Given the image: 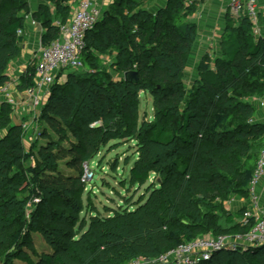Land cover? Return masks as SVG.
Listing matches in <instances>:
<instances>
[{"label": "trees", "instance_id": "1", "mask_svg": "<svg viewBox=\"0 0 264 264\" xmlns=\"http://www.w3.org/2000/svg\"><path fill=\"white\" fill-rule=\"evenodd\" d=\"M17 7H26V2L0 0V85L7 79L4 73L7 63L19 53L17 30L23 27L24 16L16 14ZM179 10L180 7L172 5L152 15L139 9L127 17L125 24L121 23L123 33L114 29L110 33L103 31L101 27L105 25L100 21L89 31L82 58L89 63L95 61L88 40L101 31L105 40L100 46L110 44L117 49L116 67L124 69V73L137 71L139 80L137 83L124 79L113 81L111 85L116 89L109 94L100 80H93L96 88L90 89L87 82L71 72L67 83L79 88L82 101L70 102L50 95L42 112L48 128L62 137H68L67 131L80 132L77 140L68 145L57 142L49 132L39 133L43 136V141L39 142V154H48L49 164H41L42 172L35 180L45 193L35 215L47 226L53 247L34 258L28 252L31 243L20 242L16 253L10 257L5 247L11 240L0 241V264H16L12 258L25 264H113L117 256L113 254L115 249L120 253V263L128 261L129 253L154 257L181 241L201 235L204 225L198 224L197 220L201 217L210 222L207 211L201 212V204L207 206L205 200L210 193H220L230 188L234 180H243L236 193L247 195L258 151H249L245 137L247 139L252 134L263 140L264 125L232 123L238 114L245 118L254 114V105L238 99L239 96L244 97L246 93L260 97L264 94V45L253 42V37H245L244 48L236 37L225 31L221 37L226 46L224 63L212 70L200 67L198 74H202L201 77L185 94L182 69L192 25L186 24ZM238 20L241 29L253 36L248 19L241 17ZM41 22L45 26L41 41L46 45L57 37L58 29L47 21ZM137 37L141 41H135L133 51L124 42ZM132 62H135L134 69L128 67ZM143 74L148 80L142 81ZM33 79L34 67H29L20 78L19 88L33 86ZM233 84L242 89L238 97L234 94L235 87L233 93H228ZM140 92H149L153 96L154 117L149 121L144 119L138 128L136 98ZM85 98L89 100H83ZM110 98L116 107L114 113L109 117L101 115V124L90 126L86 118L96 115L94 112L105 113ZM0 112L6 114L10 109L6 105ZM7 116L0 115V130L7 127ZM131 122L134 125L130 130L127 126ZM8 128L11 129L9 134L0 138V206L6 207L0 209V221L9 224L10 232L16 229L18 220L23 219L24 210L14 201L10 193L13 179L6 175L8 166H17L21 159L17 131L13 126ZM128 137L137 140L139 149V155L129 170L130 182L142 185L149 179L150 172H154L156 179L150 194L134 208L111 209V214L106 217L98 212L91 214L89 226L80 233L85 220H80L77 229L75 225L82 207L81 196L87 188L83 181L85 163L109 140ZM9 138L15 143L11 144ZM155 146L162 149L156 150ZM184 150L186 152L181 154ZM242 159V171H239L237 165ZM58 161L63 162L69 171H63ZM17 177L20 173L13 178ZM182 216L196 223H189ZM33 224L28 234L42 231ZM177 239H180L178 243L175 242ZM222 254L228 256L224 261L220 259ZM243 256L252 261L240 260ZM203 263L264 264V244L243 251L215 252L199 264Z\"/></svg>", "mask_w": 264, "mask_h": 264}, {"label": "rangeland", "instance_id": "2", "mask_svg": "<svg viewBox=\"0 0 264 264\" xmlns=\"http://www.w3.org/2000/svg\"><path fill=\"white\" fill-rule=\"evenodd\" d=\"M26 2V7L16 8V14L23 15L24 17H36L39 21H47L49 25H54L55 20L67 21L73 11L74 5L71 0H19ZM17 0V2H19ZM211 2L200 3L188 7V11L185 14V22L187 25H192L189 28L190 44L188 46L184 66L182 69V83L183 92H187L192 88V84L198 77L200 67L202 69H214L216 65L224 63L225 58V44L222 42V35L225 31H229L236 41H238L242 47L245 48V37H253V42H260L264 45V16L259 18V24L262 27V32L260 35L251 36L249 33L241 29V22L235 17H232L230 13L223 12V18L221 15L216 13L211 7ZM139 7V4L135 0H111L107 5L101 6V14L98 19L103 23L101 29L103 31H108L110 33L114 31L124 32L122 24L127 22V17L135 12V8ZM141 20L143 17L141 16ZM97 21V22H98ZM120 25V26H119ZM133 38V37H132ZM130 38L129 41L124 43L128 48L135 51V41L139 42V38ZM131 39L134 41H131ZM138 46V44H136ZM88 48H86L87 50ZM135 56V55H134ZM132 56V57H134ZM83 64V69L89 68V63L86 59L81 57ZM198 65H197V64ZM191 65V68H190ZM128 67L135 68V62H132ZM96 71H91L84 73L82 68L76 69L73 72L75 76L81 77L80 79L87 82L90 89L96 88L92 83L93 80H100L103 85L108 89V93H113L116 86L111 85L113 81H119L124 79V69L116 66H110L108 64L101 67H95ZM66 74L64 80L56 82L53 84L49 91L40 97L39 103L36 106H31L28 109L22 110L18 109V105H14V99L12 96H4L3 105L0 106V110L4 106H8L10 112L0 115H8L7 117V127L0 130V138L7 136L11 129L8 127H15L17 134L19 136V143L21 146V159L17 166L10 165L6 170V175L8 179H13V189L10 193L14 197V201L18 202L19 205L23 207L24 217L22 220H18L17 227L14 231L8 232V223L0 221V241L6 242L11 240L10 244H7L5 251L9 253L11 257L16 253L17 245L20 242L31 243L32 248H28V252L35 258L41 252L51 250L53 245L49 242L52 235L49 234L46 225L42 224L40 218L36 216L37 207L41 203V198L43 197V191L36 185L35 180L42 172V166L49 164L48 154H39V142L43 141V136H39L40 132H49L57 142L68 145L70 141L77 140V136L80 132L72 133L67 131L68 137H62L59 133H55L50 130L43 119V108L46 102L49 100L50 95L54 99H64L67 101L75 102L76 100L82 101L80 99V90L73 83H67ZM148 80L147 75L143 74L142 81ZM8 79L5 80L3 84H6ZM1 85V88L3 87ZM238 97L239 92L242 90L240 86L233 84L229 88L228 93H233ZM19 87L15 86L11 88L12 92H18ZM102 93V92H101ZM241 93V92H240ZM242 94V93H241ZM249 94V93H248ZM7 95V94H4ZM245 96H239L238 99H245L252 101L255 94H244ZM258 97V96H257ZM137 105V121L136 127H141L143 120H152L154 117L153 113V96L149 92H140L136 98ZM83 100H89L88 98ZM85 103V102H84ZM84 105V104H82ZM115 104L113 98L109 99L108 105L105 107L104 112H94L96 115L88 116L86 119L90 122V126L94 124H101V115H106L109 117L111 113H114ZM251 116L245 118L242 115L236 117L232 124H241L244 122H250ZM221 122V120H220ZM134 123H128L127 128L133 129ZM68 130V129H67ZM141 130V129H140ZM10 143H15L13 138H9ZM132 137L128 138H115L107 142L99 148L98 152L91 156L85 163V166L94 172V177L88 183L87 188L83 191L82 207L78 213V221L75 228H78L80 220H85V225L80 231H84L89 226V216L98 212L100 216H108L111 214V209H126L134 208L140 202H143L150 194V188L153 186V182L156 179V174L150 172L149 179L142 185L130 182L129 170L133 166L134 161L139 155V149ZM247 146L250 147V152L256 153L261 146V139L257 136L250 134L247 139ZM154 149L160 150L162 148L155 146ZM186 151H181L183 154ZM186 155V154H185ZM243 159L238 163L237 169L242 171ZM60 168L63 171H69V169L64 166L63 162H59ZM20 173V177L13 178L16 174ZM248 179V177H246ZM243 180H234L230 188H225L220 193H210L209 198L205 200L204 204H201V212L207 211L206 215L210 222L203 220L201 217L197 220V223L204 225V230L201 235H227L229 237H234L238 234H244L247 228L241 225L240 215L237 214L238 209L236 206L232 205V199L235 195L237 189L242 187ZM7 186V185H6ZM10 187V185H8ZM45 196V195H44ZM73 198V197H72ZM70 197L71 202H74V198ZM198 199V197H197ZM200 201H203L200 199ZM204 203V202H203ZM1 205V203H0ZM6 208L5 205L0 206V209ZM182 218L189 223H196L187 219L185 216ZM182 219V221H183ZM230 219V220H229ZM184 221V222H185ZM34 223V224H33ZM38 225L41 230H35L28 234L29 227L31 225ZM37 227V226H36ZM177 239L175 242H179ZM24 249L26 246L22 245ZM113 254H116V259L113 260V264H130L135 260H149L150 264H158L153 262L156 258L149 257L145 255H134L133 253L128 254V261L124 263L121 262L120 253L115 249ZM4 257V256H3ZM228 256L222 254L220 259L222 261L226 260ZM240 260H245L247 262L252 261L248 256H243L239 258ZM16 264H25L19 260H14ZM155 261V260H154ZM199 264V263H198ZM204 264V263H203Z\"/></svg>", "mask_w": 264, "mask_h": 264}, {"label": "built area", "instance_id": "3", "mask_svg": "<svg viewBox=\"0 0 264 264\" xmlns=\"http://www.w3.org/2000/svg\"><path fill=\"white\" fill-rule=\"evenodd\" d=\"M74 8L70 18L62 22L54 21L58 35L48 44H41L40 55L34 66V85L25 92L30 96L33 106L38 105L40 97L45 95L57 81L63 71H74L82 67L81 56L86 47V36L96 25L101 7L94 0H71ZM187 6L207 0H182ZM228 9L237 19L246 17L253 36L260 35L262 27L259 18L264 13V0H228ZM262 13V14H261ZM264 28V27H263ZM21 33V29L17 30ZM3 89L0 87V106L3 103ZM264 106V94L257 100ZM94 172L85 166L83 181L87 184ZM264 180V145L258 150L254 168L247 185V206L243 212L241 225L247 228L244 234L234 237L227 235H199L190 240L181 241L159 253L153 262L158 264H198L208 260L219 251H243L249 247L264 244V213L260 212V192L258 185ZM148 259V258H147ZM135 260L130 264H150L149 260Z\"/></svg>", "mask_w": 264, "mask_h": 264}, {"label": "crops", "instance_id": "4", "mask_svg": "<svg viewBox=\"0 0 264 264\" xmlns=\"http://www.w3.org/2000/svg\"><path fill=\"white\" fill-rule=\"evenodd\" d=\"M94 1L101 7L103 5H107V3H109L111 0H94ZM135 2L139 4V7L135 8V10L143 9L151 13L152 15H155L159 11H162L166 8H170L172 5H175L176 7H180L179 15L183 17L184 21L186 18L185 14L188 11V7L200 3L206 4L208 2H211L212 9L216 11V13L221 15L222 18H223V12L230 13L228 9V0H207V1L193 3L190 6L185 5L182 0L180 1L179 0H135ZM230 15L232 14L230 13ZM262 16H264V13L262 14ZM232 17L235 16L232 15ZM235 19L237 18L235 17ZM44 32H45V26L42 24L41 21L37 20L36 17L33 16L30 18L24 17L21 33L19 34L17 33L18 43H19V53L16 57L9 60L5 68L4 73L8 79V82L6 84H3L2 97L3 100H4V96L7 97L9 95L15 98L14 105H18L19 106L18 109H22V110L28 109L29 108L28 105H30L32 101L30 99V96L25 92L26 89L19 88L18 92H12L11 88L15 86L19 87L20 78L23 75V73L26 71V69L35 66L38 57L40 55V47L42 44L41 38ZM103 39L104 37L101 31L100 33H96L89 38L88 40L89 49L96 56V58L95 61L90 60V63L88 61L89 63L88 69H83V64H82L81 67L82 70L86 72L96 71L95 67L97 66L101 67L106 64L110 66H116L117 49L110 44L107 45V47L100 46ZM68 72L69 71L60 72L57 77V82H60V80H64ZM253 98L254 99L250 102L254 105L255 110L253 116L251 117L250 123L264 125V106L261 107L258 104L257 100L259 96L257 97V95H255V97L253 96ZM261 136L264 137V132ZM261 141L264 142V139ZM258 188L260 192V205H261L260 212L264 213V180H262L259 183ZM247 202L248 199L246 194L245 195L237 194L232 199V205L237 207L238 209L237 214L240 215L239 222H241L243 218V212L245 210V207L247 206Z\"/></svg>", "mask_w": 264, "mask_h": 264}, {"label": "water", "instance_id": "5", "mask_svg": "<svg viewBox=\"0 0 264 264\" xmlns=\"http://www.w3.org/2000/svg\"><path fill=\"white\" fill-rule=\"evenodd\" d=\"M124 80L130 83H137L139 80L138 72L129 70L124 73Z\"/></svg>", "mask_w": 264, "mask_h": 264}]
</instances>
